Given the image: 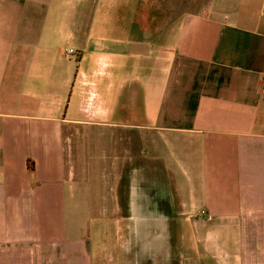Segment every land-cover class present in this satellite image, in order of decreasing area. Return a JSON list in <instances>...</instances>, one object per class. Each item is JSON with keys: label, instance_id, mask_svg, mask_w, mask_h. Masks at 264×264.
Listing matches in <instances>:
<instances>
[{"label": "crops", "instance_id": "obj_1", "mask_svg": "<svg viewBox=\"0 0 264 264\" xmlns=\"http://www.w3.org/2000/svg\"><path fill=\"white\" fill-rule=\"evenodd\" d=\"M140 1L0 0V264H97L103 208L264 264V0Z\"/></svg>", "mask_w": 264, "mask_h": 264}, {"label": "rangeland", "instance_id": "obj_2", "mask_svg": "<svg viewBox=\"0 0 264 264\" xmlns=\"http://www.w3.org/2000/svg\"><path fill=\"white\" fill-rule=\"evenodd\" d=\"M83 181L97 189L93 194L95 205L100 206L103 196H107L105 190L102 189V185H105V178L86 177L83 178ZM131 189L132 187L129 190ZM94 213L96 225L95 229L93 226L90 227L88 237L93 240L95 245L97 264H137V258L140 259V257L135 252L138 248L136 228L134 224H131V221L130 223L126 222L128 210L103 208L94 210ZM178 227L182 247L177 250V259L178 264H184V260L187 259L184 253H186V247L189 246L190 229L184 225ZM133 249L135 255L131 252Z\"/></svg>", "mask_w": 264, "mask_h": 264}, {"label": "flooded vegetation", "instance_id": "obj_3", "mask_svg": "<svg viewBox=\"0 0 264 264\" xmlns=\"http://www.w3.org/2000/svg\"><path fill=\"white\" fill-rule=\"evenodd\" d=\"M142 4L143 16H139L140 21L145 23L152 22L159 26H164L168 23L170 15L174 9L176 3H184V0H160L159 2H147L140 1ZM138 20L135 16L134 18ZM134 211V210H133ZM162 216L161 220L168 218L172 213L169 208H162L160 210ZM169 220V219H168ZM180 225H175L174 223H155V224H139L135 225L134 230L136 231V241L138 248L136 249V254L138 257L142 255L143 257L137 258V264H157L154 261L156 255L164 258V255H171V264H178L177 250L182 247L181 234H179ZM165 243V246H164ZM134 255V249L131 251Z\"/></svg>", "mask_w": 264, "mask_h": 264}, {"label": "built area", "instance_id": "obj_4", "mask_svg": "<svg viewBox=\"0 0 264 264\" xmlns=\"http://www.w3.org/2000/svg\"><path fill=\"white\" fill-rule=\"evenodd\" d=\"M71 52L73 51V50H70Z\"/></svg>", "mask_w": 264, "mask_h": 264}]
</instances>
